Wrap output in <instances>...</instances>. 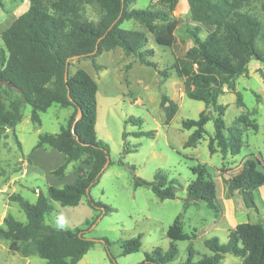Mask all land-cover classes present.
Instances as JSON below:
<instances>
[{
  "label": "trees",
  "instance_id": "obj_1",
  "mask_svg": "<svg viewBox=\"0 0 264 264\" xmlns=\"http://www.w3.org/2000/svg\"><path fill=\"white\" fill-rule=\"evenodd\" d=\"M179 1L158 0V9L129 10L132 0H29L28 10L2 33L0 134L5 129L14 130L22 121L25 105L30 107V121L35 126L41 125L40 114L52 105L71 108L73 112L66 126L61 127L57 134L38 135L31 152L39 148L53 149L63 156V163L50 172L55 178L64 177L68 164L72 162L90 168L83 172L79 167L72 183L62 187L47 186L45 193L38 192L34 203L18 194L9 196V201L18 204L27 222L22 224L7 215L3 219L4 228L0 227V240L18 242L22 257L36 256L45 264H78L94 245L93 240L85 237L84 230L56 229L46 225L45 216L54 211L51 202L74 207L82 197H86L87 205L99 215L112 212L110 207L94 201L90 196V189L98 183L103 165L109 157L107 146L98 140L95 132L97 85L84 70L79 69L70 75L69 63L67 81H64L67 59L74 56L90 59L94 70H98L95 58L103 51L118 47L125 55L134 57L140 65L155 69V65L149 61L153 51L144 49L147 42L145 35L121 29L120 25L128 20L136 21L148 29L157 45L169 47L173 43L175 29L171 12ZM234 1L244 3L250 0ZM186 2L196 26L188 30L193 45L186 51L185 58L191 64H201V71L184 78L183 88L185 96L201 102L204 109L196 120L181 121L182 129H192L184 148L194 147L207 135L205 125L212 121L213 133L208 135L207 140L209 154L218 152L223 159L234 157L242 148L241 129L225 126L222 118L226 107L218 103V98L225 87L235 95L236 105H243L235 82L238 77L247 75L251 58L264 63V52L256 46L259 23L241 13H234V20L228 21L224 7L211 0ZM47 3H50L54 13L48 12ZM84 3L99 7L101 17L96 25L78 20V9ZM261 10L264 13V4ZM202 28L208 30L203 39L199 37ZM157 72L160 77L165 75L164 71ZM159 105L164 113V122L168 124L178 106L165 94L161 95ZM78 109L81 110V118L72 128ZM127 122L138 126L141 124L139 118H128ZM131 135L135 138H153L154 131L139 130ZM126 136V133L122 134L124 155L135 151L128 146ZM14 137L20 149V143ZM130 169L134 170V167ZM190 171L194 180L185 189V206L190 202H201L209 209L216 210L215 184L206 166L198 164ZM228 181L233 189L240 190L246 208H251L252 193L264 186V174L258 170V162L248 158L237 174H229ZM134 187L148 188L159 201H164L175 199L181 185L174 179H167L164 173L157 172L151 181L135 179ZM166 237L169 240L167 251L156 247L146 253L138 264H171L178 254L176 243L193 238L183 232L181 216H177L169 226ZM140 239L137 236L124 241L120 255L136 253L141 247ZM99 241L109 247L107 239ZM204 246L211 254L203 255L194 262L192 244L189 243L188 257L182 264H221L226 254L241 259L239 264H264V221L239 223L228 231L225 244L212 237L204 241ZM109 258L111 264H116L112 256L109 255Z\"/></svg>",
  "mask_w": 264,
  "mask_h": 264
},
{
  "label": "rangeland",
  "instance_id": "obj_2",
  "mask_svg": "<svg viewBox=\"0 0 264 264\" xmlns=\"http://www.w3.org/2000/svg\"><path fill=\"white\" fill-rule=\"evenodd\" d=\"M0 1V48H4L2 33L28 10L29 0ZM211 1L224 7L228 21L234 20V13L254 18L259 23L256 46L264 52V13L261 10L264 0L244 3L234 0ZM45 6L49 13H54L50 3ZM158 8V0H132L128 6L129 10ZM77 16L80 22L96 25L101 11L96 4L84 3L78 9ZM171 20L175 29L174 40L169 47L157 45L148 29L136 21L128 20L120 25L121 29L145 35L147 42L144 49L153 51L149 61L155 65V69L140 65L134 57L125 55L118 47L103 51L95 58L98 70H94L91 60L84 57L69 61L70 75L79 69L84 70L97 85L95 132L98 140L109 150V163L98 183L90 189V196L112 209L111 213L99 215L87 205L86 197H82L74 207L51 202L54 211L45 216L46 225L56 229L78 228L84 230L87 239L94 241L78 264H111L109 255L116 264H138L146 253L156 247L167 251L169 240L166 232L177 216H181L183 232L193 238L176 243L178 254L171 264L185 262L189 243L193 249L192 261L196 262L203 255H209L204 246L206 239L215 237L225 244V230L233 229L239 223L264 221V186L252 193L253 207L246 208L240 190L233 189L228 181L229 174H237L248 158L258 162V170L264 174V63L251 58L247 75L237 78L235 88L241 94V107L236 105L235 95L225 87L218 98V103L226 107L222 118L225 126L241 129L242 148L239 154L224 159L218 152L209 154L207 140L208 135L213 133L212 121L205 125L207 135L194 147L184 148L192 129H182L181 121L196 120L204 105L185 96L183 81L191 74L199 73L201 64H191L185 58L186 51L193 45L188 30L196 26L191 20L186 0L176 4L171 12ZM207 33L208 30L202 28L199 37L203 39ZM157 71H164L165 75L160 77ZM162 94L178 106L168 124L164 122V113L159 105ZM72 112L71 108L52 105L40 114L41 125L35 126L30 121V107L25 105L22 121L14 130L5 129L0 134V227L4 228L3 219L7 215L22 224L27 222L18 204L9 201V196L18 194L34 203L38 192L45 193L47 186L62 187L76 179L79 167L83 172L90 169L72 162L68 164L64 177L55 178L50 172L57 167H49L58 162L53 155L40 156L35 165L23 157L32 153L38 135L57 134L61 127L66 126ZM128 118H139L141 124L133 125L127 122ZM139 130L154 131V137L135 138L131 135ZM123 133L127 134L128 146L135 149L126 155L122 154ZM198 164L206 166L215 184L216 210L209 209L201 202H190L185 206V189L194 180L190 169ZM157 172L164 173L167 179H174L181 185L175 199L159 201L150 189L134 187L135 179L151 181ZM215 230L217 232L213 236ZM137 236L141 238L139 250L121 256L122 243ZM99 239H107L109 247ZM19 246L16 241L0 240V264H45L36 256L22 257ZM240 261L226 254L221 264H239Z\"/></svg>",
  "mask_w": 264,
  "mask_h": 264
},
{
  "label": "crops",
  "instance_id": "obj_3",
  "mask_svg": "<svg viewBox=\"0 0 264 264\" xmlns=\"http://www.w3.org/2000/svg\"><path fill=\"white\" fill-rule=\"evenodd\" d=\"M19 124V123H18ZM17 124V125H18ZM8 131V130H7ZM9 132V131H8ZM54 156V157H56V159L58 160V162L55 164V165H53V166H49V167H51V168H56V167H58V166H60L62 163H63V156L61 155V154H59L58 152H56L55 150H53V149H49V150H44L43 148H39V149H36L35 151H33L32 153H29V154H27V155H23V157L25 158V160L28 158L31 162H32V164H34L35 165V163H36V160H37V158H39L40 156ZM37 164V163H36ZM53 181H55L54 179H53ZM57 181H59V180H57ZM211 230V229H210ZM230 230V229H229ZM228 230V231H229ZM212 231V230H211ZM228 231H226L225 230V235H226V238H225V241H227V236H228ZM217 231L215 230V232L212 234L213 236L215 235V233H216ZM212 233V232H211ZM220 243V242H219ZM209 252V251H208ZM211 253L209 252V255H210ZM209 255H207V256H209Z\"/></svg>",
  "mask_w": 264,
  "mask_h": 264
},
{
  "label": "water",
  "instance_id": "obj_4",
  "mask_svg": "<svg viewBox=\"0 0 264 264\" xmlns=\"http://www.w3.org/2000/svg\"><path fill=\"white\" fill-rule=\"evenodd\" d=\"M78 58H80V56H74V57H72L70 59H67V61H66V70H65L64 81H67V68H68L69 61L70 60H76ZM80 118H81V110L78 109V111H77V113L75 115L74 121L72 123V128L74 127L75 123L80 120ZM108 163H109V160L107 159L106 162H105V164L103 165L102 171H104V169H106V167L108 166ZM86 192H88V189H87Z\"/></svg>",
  "mask_w": 264,
  "mask_h": 264
}]
</instances>
